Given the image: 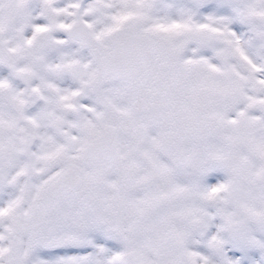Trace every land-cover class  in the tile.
Returning a JSON list of instances; mask_svg holds the SVG:
<instances>
[{
    "label": "snow or ice",
    "instance_id": "obj_1",
    "mask_svg": "<svg viewBox=\"0 0 264 264\" xmlns=\"http://www.w3.org/2000/svg\"><path fill=\"white\" fill-rule=\"evenodd\" d=\"M0 264H264V0H0Z\"/></svg>",
    "mask_w": 264,
    "mask_h": 264
}]
</instances>
